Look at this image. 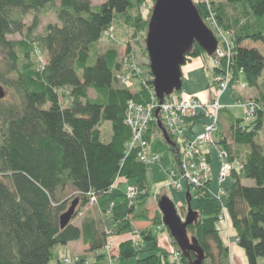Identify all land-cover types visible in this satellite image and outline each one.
Here are the masks:
<instances>
[{"label":"trees","instance_id":"1","mask_svg":"<svg viewBox=\"0 0 264 264\" xmlns=\"http://www.w3.org/2000/svg\"><path fill=\"white\" fill-rule=\"evenodd\" d=\"M143 1L105 0L94 6L92 0H0V85L7 90L0 101V264H65L56 247L75 241L101 260L106 253L117 256L119 264H189L194 259L193 253L187 258L174 245L172 258L171 250L159 246L160 211L137 205L147 194V169L138 150L129 147L132 128L127 119L130 104L145 105L154 97L149 64L144 75L141 70L134 74L125 69V58L120 59L115 47L96 50L102 38L120 28H133V37L138 28L146 29ZM230 5L242 24L225 23ZM217 7V22L233 33L235 43L228 87L243 74L247 87L258 89L263 55L244 42L264 37V0H223ZM47 8L56 20L38 38L9 37L34 32ZM197 10L203 18L204 10L199 5ZM201 54L194 44L188 57ZM125 75L131 86L122 82ZM254 100L258 107L250 122L235 118L226 107L219 111L215 137L228 153L231 181L219 200L206 191L194 193L193 210L200 218L187 232L203 249L202 264H231L218 227L221 210L247 264H259L260 259L264 264V151L256 141L264 96L263 102ZM105 122L111 129L106 143L100 139ZM191 122L194 131L201 121ZM160 133L152 122L146 139ZM120 180L135 181L138 196L130 200L123 190L115 191ZM74 201L79 210L61 228L59 217ZM88 206L93 208L73 223ZM116 222L130 232V222L145 224L139 233L143 242L131 237L117 247L106 229Z\"/></svg>","mask_w":264,"mask_h":264},{"label":"rangeland","instance_id":"2","mask_svg":"<svg viewBox=\"0 0 264 264\" xmlns=\"http://www.w3.org/2000/svg\"><path fill=\"white\" fill-rule=\"evenodd\" d=\"M103 1L105 0H92L94 6H99ZM193 1L195 5L200 6L202 11L204 10V16L202 19L206 23L208 20H212V17L213 18L216 17V13L213 8L217 9L218 4L223 2V0H193ZM57 3L58 0L56 4ZM153 3L154 0H144L141 5V16L143 22L145 23L146 22L148 23ZM226 17L227 20L225 21V23H229V22L231 23L240 20L239 14H237V11L234 8V6L231 5L226 6ZM31 19H32L31 13L25 16L24 22L26 23V25L30 24ZM39 19H40V24L34 32L32 31L31 33H28L24 30L22 34L11 35L9 37L14 39H36L39 37L38 36L39 34H43L44 28L47 25V23L55 22L56 16L52 9L47 8L44 9L39 14ZM215 20L217 19L215 18ZM242 22L243 20H240V24H242ZM217 25L220 31L217 30L215 26H213L212 28L210 27L212 29L211 31H213L214 33L216 32L217 35L219 36H230L229 31L223 30L219 26L218 22ZM146 29L143 30L141 28H138L137 30L138 32L136 33L135 37H133L135 33L133 28H127V29L120 28L119 30H116L111 33L112 37L102 38V40H100V42L96 45V50L104 51L107 48L115 47L119 52L120 59H122L123 57L126 59L124 60L126 65L125 69L127 68L126 70L130 71L131 70L130 68L134 66L136 68V71L133 70L134 74L136 73L139 74L141 70V74L144 75V73L146 72V64L149 63L147 52L145 49V42H144ZM132 34L133 36H131ZM232 37H233V33H232ZM232 42L233 44H235L233 39ZM244 44L247 46L257 47L259 51L262 53L264 59V46H263L264 37L263 38L255 37L248 39L247 41L244 42ZM128 49H130V53H128ZM42 58L43 57L41 56L40 60ZM192 61L200 62L202 67L195 71L187 72L185 66L187 65V63ZM181 72H182V77H184L182 94L184 93V95H186L185 92L191 94L193 88L196 87L207 88L210 92H213L217 98L220 97L219 103L223 107H226L235 118H241L245 120V122H250L252 120V115L256 114V108L254 109L253 112H251V114H248L247 105L249 104L247 103L251 102V104L255 105L254 98L256 100L258 99L262 101L261 100L262 96H264V60H263V71L261 72V75L258 80L259 87L257 89V93L255 88L247 87L243 74H239V79L236 84L228 87L226 91H224L223 93H220V91L218 92L217 85L212 81L213 73L217 72V69L213 65V57L208 56L205 53L201 54L197 58H192L191 60L187 59L184 65L181 67ZM128 74L130 75L129 72ZM208 84L209 86L207 87ZM1 87L4 89L5 93H7L6 88L3 87L2 85ZM250 95L253 96V98L252 97L250 98L249 97ZM201 122L195 124L194 131H192L190 127H187L186 129L187 134L197 137L198 134L202 131V126L199 131L197 130L200 124L202 125ZM100 131H101V135H100L101 141L104 143L108 142L111 137L110 124L108 122L103 123L100 128ZM172 137L173 140L169 137L172 143L168 145L164 141L161 135L160 136L152 135L150 142L148 139H146L145 136L148 157L150 158L151 156L154 155L157 161L153 162L152 160H149L147 157L145 159L144 164L146 165V169H147V173H146L147 181H146V188H144L143 191L147 192V194L144 195V198L140 199L137 205L139 207H145V208L150 207L151 210H155V209L158 210L157 207L158 201L162 197H167L175 204L179 217L181 219H184L187 213V204L185 197L186 192L189 193L190 206L192 210L194 209V206L196 204V200L194 199L195 197L194 193L196 192L206 191V193L210 196H212V193L215 192V196L220 195L222 197L226 193V188H228V186L230 185L231 179L228 177L230 171L226 172L225 178L219 175L220 171L223 168L221 157H219V152H221V149L224 150L222 148V145L218 142L214 147L210 144L209 146H205L206 145L205 144L202 145L200 154L203 155L205 159H207V162L210 165L209 176L202 185L199 186L198 185L193 186L191 184L187 185L183 180V178H181V175L179 174L180 165H178V162H179V158L180 159L182 158L181 149H183V145H181V140L183 139V142L184 141L187 142L188 138L186 137V135L183 138L177 136H172ZM256 141L259 143V145H261L264 151V118L262 121V128L259 132V135L257 136ZM174 172L176 174H174ZM135 184H136L135 181L132 180L121 181L115 186L114 190L115 191H117L118 189L124 190L123 193L125 194V196H127L128 189L134 188L136 189V194L134 198H136L138 196V193H137V186ZM178 185H181V188H178L177 187ZM93 204L94 202L92 203V205ZM91 208L93 207L88 206L87 208L84 207L83 209H80V211L78 212V216L73 221V223L78 224L83 216L82 214H85L88 211L87 209L90 210ZM78 210L79 208L75 207V212H77ZM220 213L218 219V227L223 238L222 240L225 242L226 247L229 251L230 263L247 264L245 256H243L244 260L242 262H238L236 259H233L235 255L232 248H233V244L237 245V240L235 238V235H233L234 233L231 228V223L227 217L226 211L221 210ZM199 218L200 216L198 214V219ZM128 228H131L132 231L131 232L124 231L121 227H119L118 223L116 222L114 226L111 225V227L109 226V228L106 229L109 237L111 238L112 241H114L115 245L117 244V247L121 242L131 237L133 238V241H135V243L143 242L141 239L142 236H140L139 234L142 228L138 227L137 224L131 222ZM167 231L168 230L164 225H162L161 228L157 229V236L158 237L160 236V238L157 237L158 245L161 247L162 246L166 247L169 250H171L172 251L171 253L173 255L172 258H174V252H175L174 246L176 245L172 240V238L169 236ZM187 233L189 236L192 235L189 233V231ZM56 251L59 253V257L62 258V262H64V260L67 259L69 260V262H66V264H96L97 262L104 261L101 260L103 259L101 257L97 258L96 254L87 252V250L82 247L81 241L70 243L67 248H65L64 246H57ZM104 256L107 262V263L105 262L106 264H119L117 256H112L109 253L108 254L106 253ZM76 257L79 258V261H76ZM259 264H263L262 259L259 260Z\"/></svg>","mask_w":264,"mask_h":264},{"label":"water","instance_id":"3","mask_svg":"<svg viewBox=\"0 0 264 264\" xmlns=\"http://www.w3.org/2000/svg\"><path fill=\"white\" fill-rule=\"evenodd\" d=\"M145 49L149 61V71L152 75L153 93L160 105L165 96L182 90L181 67L189 56L194 44H197L208 56H213L217 40L212 31L201 18L193 0H154L147 23L144 38ZM5 91L0 85V101L5 97ZM159 109L155 111L158 116ZM164 141L172 142L160 120L156 122ZM187 213L181 219L175 204L167 197H162L157 204L162 215V223L169 232L182 255L194 260L189 264H202L203 249L195 237L189 236L187 227L195 223L198 213L190 206V196L186 192ZM77 201L71 203L68 209L59 217L60 227L64 228L72 219Z\"/></svg>","mask_w":264,"mask_h":264},{"label":"built area","instance_id":"4","mask_svg":"<svg viewBox=\"0 0 264 264\" xmlns=\"http://www.w3.org/2000/svg\"><path fill=\"white\" fill-rule=\"evenodd\" d=\"M215 18L212 17V20H208L207 23L204 22L210 30L215 26V28L220 31ZM212 33L217 40V47L212 56L213 65L217 69V72L213 73L212 81L217 85L218 92L220 91V93H223L228 88L232 77L231 66L234 60L233 50L235 44L232 42V32L230 31V36H219L213 31ZM130 69L131 71H136L134 66ZM122 82L126 86H131L129 75H125L122 78ZM154 97H152L150 103L145 105L130 104L131 108L129 110L127 122L132 128V137L129 142V147L138 150V158L141 162L144 163L146 157L149 160L156 162L157 159L154 155L150 158L148 157L145 136L150 124L152 122L156 123L157 119L160 120L169 136L183 138L186 135L188 138L187 142H183V139L181 140V145H183V149H181L182 158H179L178 162V165H180L179 174L181 175V178H183L187 185H202L207 180L210 173V165L208 164L207 159L200 154L202 145L206 144L205 146H209L210 144L214 147L219 141L215 137L218 128L219 111L222 108L218 98L216 97L207 102H202L192 96L185 97L182 92H174L171 95L165 96L163 102L159 105L156 97ZM247 104H249L247 105L248 114H251V112L258 107L256 103L255 105L251 104V102H248ZM156 109H159L157 118L155 117ZM195 118L202 121V131L197 137L188 135L186 130L187 127L191 126V121ZM219 157H221L223 163L222 172L220 171L219 175L225 178L226 172L231 171V165L227 161L228 153L221 149ZM174 174L176 173L174 172ZM177 187L181 188V185H178ZM133 189L134 188H129L126 196L130 200H133L136 194V189ZM212 196L217 200L220 199V195H216L217 198L215 195ZM109 245H111V243H109ZM108 248L109 246H106V249H103L102 253L104 251L107 252ZM178 256L177 253L175 257L178 258ZM76 261H79V258L76 257ZM64 262L66 264L69 260H64Z\"/></svg>","mask_w":264,"mask_h":264},{"label":"crops","instance_id":"5","mask_svg":"<svg viewBox=\"0 0 264 264\" xmlns=\"http://www.w3.org/2000/svg\"><path fill=\"white\" fill-rule=\"evenodd\" d=\"M189 60H191V59H189ZM193 61H196V60H193ZM189 62V63H187V65L185 66L186 68V71L188 72V71H195V70H197V69H200L202 66H201V64H200V62ZM184 77H182V83H183V79ZM183 85V84H182ZM209 86V84L207 85V87ZM186 93V97L187 96H193L194 98H196L197 100H199V101H202V102H207V101H209V100H212V99H214L216 96H215V94L213 93V92H210L207 88H203V87H196V88H193V91H192V93L191 94H189V93H187V92H185ZM256 93H257V89H256ZM184 94V93H183ZM188 94V95H187ZM215 96V97H214ZM250 98L252 97L253 98V96H249ZM220 98V97H219ZM219 98H218V101H219ZM247 99V98H246ZM221 105V104H220ZM222 106V105H221ZM223 107V106H222ZM201 129V126L200 127H198L197 128V130L199 131ZM161 132V131H160ZM160 135L162 136V134L160 133ZM150 142V141H149ZM124 191V190H123ZM137 226L138 227H140V228H144L145 227V224H137ZM234 233V232H233ZM233 235H235V234H233ZM75 242H77V241H75ZM75 242H70V243H75ZM70 243H68L67 245H65L64 247L65 248H67L68 246H69V244ZM165 243H166V241H165ZM82 244V243H81ZM82 247L84 248V249H86V246H84L83 244H82ZM163 247V246H162ZM163 248H166V247H163ZM166 249H168V248H166ZM233 252H234V257H233V259H236L238 262H242L243 260H244V258H243V256H244V253H243V251L236 245V244H233ZM230 258V257H229ZM232 258V257H231ZM103 262V263H102ZM102 262H100V264H106L107 262H106V260H104V261H102ZM106 262V263H105ZM96 264H99L98 262L96 263Z\"/></svg>","mask_w":264,"mask_h":264}]
</instances>
